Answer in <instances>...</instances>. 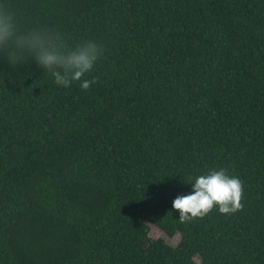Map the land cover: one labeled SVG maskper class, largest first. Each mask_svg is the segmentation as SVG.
Listing matches in <instances>:
<instances>
[{"label": "trees", "instance_id": "obj_1", "mask_svg": "<svg viewBox=\"0 0 264 264\" xmlns=\"http://www.w3.org/2000/svg\"><path fill=\"white\" fill-rule=\"evenodd\" d=\"M12 3L104 52L87 90L0 62V264H264V0ZM221 168L241 207L180 220Z\"/></svg>", "mask_w": 264, "mask_h": 264}, {"label": "clouds", "instance_id": "obj_2", "mask_svg": "<svg viewBox=\"0 0 264 264\" xmlns=\"http://www.w3.org/2000/svg\"><path fill=\"white\" fill-rule=\"evenodd\" d=\"M103 52V46L94 40L71 46L55 30L23 27L12 0H0V62L9 67L35 61L43 72L51 73L58 86L69 88L78 82L87 90L95 83L87 76ZM189 184L191 192L178 195L172 203L182 221L203 218L214 208L222 214H233L241 207L242 181L226 169L209 170Z\"/></svg>", "mask_w": 264, "mask_h": 264}, {"label": "rangeland", "instance_id": "obj_3", "mask_svg": "<svg viewBox=\"0 0 264 264\" xmlns=\"http://www.w3.org/2000/svg\"><path fill=\"white\" fill-rule=\"evenodd\" d=\"M149 236L152 239H162L164 240L168 245L175 247L178 245V243L180 242L181 236L179 234H176L173 237H169L167 236L162 230H160L159 228L150 225L149 224ZM196 262H199V259L196 258L195 259Z\"/></svg>", "mask_w": 264, "mask_h": 264}]
</instances>
